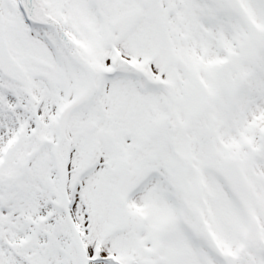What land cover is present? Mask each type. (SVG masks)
Segmentation results:
<instances>
[{
    "label": "snow or ice",
    "instance_id": "6c2138e0",
    "mask_svg": "<svg viewBox=\"0 0 264 264\" xmlns=\"http://www.w3.org/2000/svg\"><path fill=\"white\" fill-rule=\"evenodd\" d=\"M0 264H264V0H0Z\"/></svg>",
    "mask_w": 264,
    "mask_h": 264
}]
</instances>
